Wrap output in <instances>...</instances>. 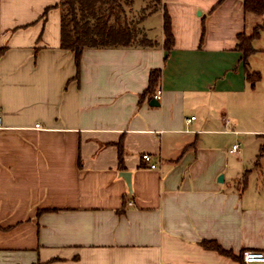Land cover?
<instances>
[{"label": "crops", "instance_id": "obj_1", "mask_svg": "<svg viewBox=\"0 0 264 264\" xmlns=\"http://www.w3.org/2000/svg\"><path fill=\"white\" fill-rule=\"evenodd\" d=\"M58 2L0 0V264H240L201 240L264 252V130L230 151L220 136L242 131L228 99L210 118L202 99L261 80L250 87L235 44L263 16L241 0H162L166 61L159 9V37L141 27L155 45L86 47L75 78ZM159 67L157 100L142 93Z\"/></svg>", "mask_w": 264, "mask_h": 264}, {"label": "trees", "instance_id": "obj_2", "mask_svg": "<svg viewBox=\"0 0 264 264\" xmlns=\"http://www.w3.org/2000/svg\"><path fill=\"white\" fill-rule=\"evenodd\" d=\"M224 0H218L219 5ZM243 10L246 13H253L263 16V21L252 29L251 33L244 31L236 35L235 49L240 52V59L244 64L245 80L254 87L260 80L259 71L248 68V56L255 51L253 40L260 36L264 30V0H241ZM134 4V0H59L53 6L60 10V47L71 51L74 55L76 71L74 77L77 78L80 69V60L83 49L86 47H127V46H153L155 40L148 38L143 32L140 24L143 20L162 10V46L165 50L163 61H166L169 52L174 45V35L172 32L171 18L162 0H149L147 6L143 7L141 14H132L129 8ZM48 7L44 10L46 14ZM162 75V69L153 68L149 71L148 83L143 91V95L154 92ZM121 151V150H120ZM264 152V143L260 144L256 156L258 164ZM121 158V157H120ZM202 247L212 249L220 254L234 258L244 264L240 255L236 256L231 251L224 249L215 240H201Z\"/></svg>", "mask_w": 264, "mask_h": 264}, {"label": "rangeland", "instance_id": "obj_3", "mask_svg": "<svg viewBox=\"0 0 264 264\" xmlns=\"http://www.w3.org/2000/svg\"><path fill=\"white\" fill-rule=\"evenodd\" d=\"M148 3L149 0H134V4L129 8V10L132 14L139 16L142 8L147 6ZM143 26L151 28L148 33V37L153 39L158 38L161 29V10H158L148 16L146 20L140 24V27ZM253 46L257 48H264V39L253 41ZM247 61L249 63L248 68L250 70H257L261 74V80L256 84L254 89H250V91H247L246 94L235 93L226 95L224 92H210L202 95V99H204L203 105L206 106L209 118L213 114L220 115V101L228 99V110L230 111L224 113L230 118L232 116L237 118L238 124L236 125V129H239L242 132L236 136L222 135L220 138L223 140V145L231 146V143L233 142L239 143L240 152L250 151L252 143L255 141L254 138L256 136L259 137L258 135L245 132L246 130H264V52H257L255 55H251ZM216 105L218 106L217 108L215 107Z\"/></svg>", "mask_w": 264, "mask_h": 264}, {"label": "built area", "instance_id": "obj_4", "mask_svg": "<svg viewBox=\"0 0 264 264\" xmlns=\"http://www.w3.org/2000/svg\"><path fill=\"white\" fill-rule=\"evenodd\" d=\"M154 97L155 99L159 100L162 97V90L157 88L155 90L154 93ZM194 116H190L189 118H187L186 120L189 121L191 119H193ZM36 126H38V124H36ZM0 128H1V119H0ZM239 149V144L235 143L231 146L230 151H238ZM141 159L147 163V166L151 169H154L157 167V164L159 161L154 160V158L152 157V155L150 153H143L141 155ZM241 258L242 261L245 264H254V263H261L264 262V252L260 251V250H255V249H244L241 253Z\"/></svg>", "mask_w": 264, "mask_h": 264}, {"label": "water", "instance_id": "obj_5", "mask_svg": "<svg viewBox=\"0 0 264 264\" xmlns=\"http://www.w3.org/2000/svg\"><path fill=\"white\" fill-rule=\"evenodd\" d=\"M150 103L152 104H158L157 100H152ZM121 175L126 179L128 187H130V174L129 172H121ZM222 176H219V179H221Z\"/></svg>", "mask_w": 264, "mask_h": 264}]
</instances>
